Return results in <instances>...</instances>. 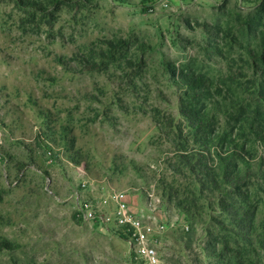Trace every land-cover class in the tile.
Wrapping results in <instances>:
<instances>
[{"label":"rangeland","instance_id":"obj_1","mask_svg":"<svg viewBox=\"0 0 264 264\" xmlns=\"http://www.w3.org/2000/svg\"><path fill=\"white\" fill-rule=\"evenodd\" d=\"M263 42L264 0H0V241L13 244L0 264H130L123 236L77 217L76 197L116 188L134 211L176 221L167 264H218L226 242L260 264L226 220V194L180 156L194 163L206 142L212 171L218 153L240 152L241 188L264 218ZM184 71L206 78V134L181 114Z\"/></svg>","mask_w":264,"mask_h":264},{"label":"trees","instance_id":"obj_2","mask_svg":"<svg viewBox=\"0 0 264 264\" xmlns=\"http://www.w3.org/2000/svg\"><path fill=\"white\" fill-rule=\"evenodd\" d=\"M264 48V42H263ZM176 72V71H174ZM180 84L184 87V92L189 97L186 102L181 104V114L187 120L188 126L194 129L195 136L206 134L209 128L208 112L200 106L201 97L204 94L206 78L196 72L184 71L179 76ZM257 105L256 112L264 113V81H260L256 87ZM264 139V135H258ZM202 153L196 154L195 162H192L193 155L182 154L181 160L191 166L194 172H203L205 179L202 185L209 189H218L226 195L220 199V207L227 212V221L236 230L238 241L244 244L243 251L256 254L260 257V264H264V218L258 224L256 211L248 205L249 191H243L242 183H245L247 173L244 174L237 165L236 157L240 155L237 150L228 151V153H218V168L209 171L206 153L211 149L205 142L202 146ZM234 194H237L236 196ZM241 199H233V197ZM247 200V201H246ZM224 220L222 224H225ZM8 246L13 248V244L7 240L0 241V248ZM220 253L214 247L212 253L219 258L218 264H255L249 258L243 257L242 252L236 254L230 253V243H225ZM263 258V260H262Z\"/></svg>","mask_w":264,"mask_h":264},{"label":"built area","instance_id":"obj_3","mask_svg":"<svg viewBox=\"0 0 264 264\" xmlns=\"http://www.w3.org/2000/svg\"><path fill=\"white\" fill-rule=\"evenodd\" d=\"M76 199L80 220L102 223L126 239L130 264H167L160 252L162 236L176 227L175 220L159 212L134 211L125 189H113L96 201ZM182 228L189 226L182 223Z\"/></svg>","mask_w":264,"mask_h":264}]
</instances>
